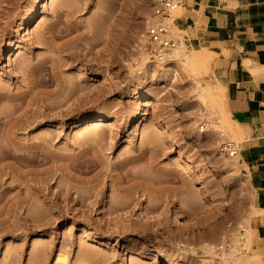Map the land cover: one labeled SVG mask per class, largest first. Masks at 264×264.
<instances>
[{
	"label": "rangeland",
	"instance_id": "rangeland-1",
	"mask_svg": "<svg viewBox=\"0 0 264 264\" xmlns=\"http://www.w3.org/2000/svg\"><path fill=\"white\" fill-rule=\"evenodd\" d=\"M157 2L0 0V264H56L59 253V264H166L158 253L226 264L232 248L254 256L256 184L219 148L234 141L241 156L250 132L222 135L208 121L196 81L218 109L225 89L207 48L208 65L193 72L174 57L141 65Z\"/></svg>",
	"mask_w": 264,
	"mask_h": 264
},
{
	"label": "crops",
	"instance_id": "crops-1",
	"mask_svg": "<svg viewBox=\"0 0 264 264\" xmlns=\"http://www.w3.org/2000/svg\"><path fill=\"white\" fill-rule=\"evenodd\" d=\"M175 25L189 46L214 54L211 73L225 89L231 118L243 135L250 132L240 158L264 210V147L254 143L264 139V0H186ZM254 230L253 250L264 264V212L255 217Z\"/></svg>",
	"mask_w": 264,
	"mask_h": 264
},
{
	"label": "bare ground",
	"instance_id": "bare-ground-1",
	"mask_svg": "<svg viewBox=\"0 0 264 264\" xmlns=\"http://www.w3.org/2000/svg\"><path fill=\"white\" fill-rule=\"evenodd\" d=\"M42 1L45 2L46 0H42ZM179 13H180V9H179ZM175 14H176V12H175ZM39 18H40V16L38 15V12H37L32 19L33 24L36 23ZM184 49H183L182 44H181V46H179L178 48L173 50V52L168 57H164L159 62H164L169 57L179 58L183 64V66L186 68V70L191 72L200 63L201 64L204 63L205 65H208V57L213 56V54L211 55L207 49H203V50H199V51L193 50V51H189V53L185 51L186 49L185 50ZM11 53H12V51L8 52V54H10V56H12ZM209 54H210V56H209ZM10 56L8 58H10ZM140 59H141V65L144 64L147 60H149V58L145 54V51L141 52ZM196 95L206 107V110L208 112V121L211 122L215 126L218 124H222L221 126L218 125L220 127V130L223 133L222 135L228 134L227 136H230V133L233 132L232 126L234 125V127H236V129H238V131L236 130L238 133L237 132L236 133L240 137L243 136V131H242L241 127L237 123H235L234 120H232V118H231V113L228 110L225 98H223V101L221 103L222 106L220 105L221 107L218 109V107H217L218 105L216 106V100H215V96H214L215 94L213 93V89L209 85L208 86L201 85L198 81H196ZM219 98H218V100H219ZM218 102H220V101H218ZM151 104H152V101H150V99H148L147 102L144 104V107L151 106ZM220 109H222V111H223L222 113L219 112ZM221 115H223V116H221ZM216 116L219 117V119L217 121L214 120V117H216ZM155 117H156L155 120H157L158 124H160V126L164 130L170 132V135H176L177 134V130L173 126H171L169 123L163 121L159 116L156 115ZM221 117H222V119H221ZM95 118L96 119H94V120H96V121H92V122H101L103 120L102 117H95ZM90 120L91 119H89V118L85 119V121H82V123L90 121ZM75 126L77 127L78 125L76 124ZM38 147H40V146H38ZM178 147L181 151L185 150V147H182L181 145H178ZM239 158H240V153H238L234 157V161L238 162ZM183 162L184 163H192L190 157H188L186 155L183 156ZM256 212L258 214V213L264 212V210L257 209ZM245 242L248 245H250L251 239L248 238L247 241H245ZM237 252L239 253L240 251L236 248H232L229 251L222 252L221 256L223 258L221 260L224 261L226 264H232V263H234V264H251V258L252 257H257V258L260 257L256 253L254 254V256H252L253 254L252 255L246 254L245 256L241 255L242 256L241 257L237 254ZM158 256L160 258H162L166 264H174L173 259H171L170 256L165 255L163 253H158ZM61 260H66V256H65V254L59 253L55 258L56 264H59V262L61 263Z\"/></svg>",
	"mask_w": 264,
	"mask_h": 264
},
{
	"label": "built area",
	"instance_id": "built-area-1",
	"mask_svg": "<svg viewBox=\"0 0 264 264\" xmlns=\"http://www.w3.org/2000/svg\"><path fill=\"white\" fill-rule=\"evenodd\" d=\"M185 3L186 0H158L154 6L144 34V51L149 60L159 62L182 43L186 45V39L181 40L173 31L177 19L173 14ZM219 148L228 158L235 157L240 151L239 145L231 140H223Z\"/></svg>",
	"mask_w": 264,
	"mask_h": 264
}]
</instances>
